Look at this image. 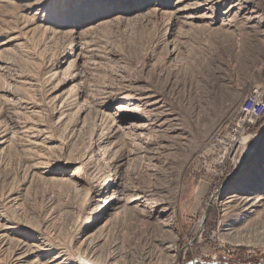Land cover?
<instances>
[{
  "label": "rangeland",
  "instance_id": "1",
  "mask_svg": "<svg viewBox=\"0 0 264 264\" xmlns=\"http://www.w3.org/2000/svg\"><path fill=\"white\" fill-rule=\"evenodd\" d=\"M262 25L264 0H0V264H264V119L237 114Z\"/></svg>",
  "mask_w": 264,
  "mask_h": 264
},
{
  "label": "built area",
  "instance_id": "2",
  "mask_svg": "<svg viewBox=\"0 0 264 264\" xmlns=\"http://www.w3.org/2000/svg\"><path fill=\"white\" fill-rule=\"evenodd\" d=\"M261 92L262 91H260L259 89H254L249 95L246 96L238 109V123H241L242 125L246 124L247 128H249L250 125H254L257 120L264 119V93L262 94ZM232 130L233 132H229L228 136H226V139H221V141L225 144L224 154H226L229 149L235 146V149L232 151L231 155L232 164L235 165L239 162V157L236 160L235 152L240 146V152L243 151L245 142L247 139H249L251 134L248 133L242 139H239V141H237L238 129L233 128ZM217 159V163L222 164L220 165V168L218 167L217 174L222 176L226 173V171H228V166L224 163L225 155Z\"/></svg>",
  "mask_w": 264,
  "mask_h": 264
},
{
  "label": "bare ground",
  "instance_id": "3",
  "mask_svg": "<svg viewBox=\"0 0 264 264\" xmlns=\"http://www.w3.org/2000/svg\"><path fill=\"white\" fill-rule=\"evenodd\" d=\"M140 127H142V128H144L145 127V125H140ZM243 199H245V197H242L241 198V200H240V202H244L243 201ZM251 197H249V198H247V200L245 201L246 203H249L248 205H246V208H245V210H247L248 212L249 211H251V210H253V208L256 206V204L257 203H259L260 201H261V199H262V196H259V197H257L256 199L257 200H255V201H251ZM235 201H239V198H237V197H235V196H231V197H229L228 199H227V201H226V204H227V206H226V210H228V211H230V210H232V207H233V204L230 206V204L231 203H233V202H235ZM239 202V203H240ZM244 202V203H245ZM114 203H116V202H114ZM113 203V204H114ZM235 206H238V205H235ZM244 206V205H243ZM241 208V207H240ZM240 210V209H239ZM156 211H158V210H156ZM254 211V210H253ZM157 213V216L158 217H160L159 219H157V220H159V222L160 223H162L163 222V224L164 225H170V227H173L171 224H168V222H169V219H170V214L168 213V208L167 207H164L163 208V210H159L158 212H156ZM240 213V212H239ZM241 214V213H240ZM164 216H167L164 220H163V218L162 217H164ZM226 229H227V231L226 232H228V233H226L227 235H229V236H234L235 234H236V232H237V227H235L234 226V224H232V225H229V227H226ZM173 229H168V233H169V237L167 238V242H175V240L176 239H174L175 238V235H173L174 233H173V231H172ZM165 242V241H164ZM168 248H169V252H173V251H175L174 250V248L172 247V245L170 244V245H168ZM165 249V248H164ZM174 255L175 254H172V256H170V257H172V258H174ZM169 257V258H170ZM86 257H84V259H83V262H84V264H97V263H95V262H93V261H89V260H87V259H85ZM108 259L107 260H105L104 262H101V263H99V264H108ZM111 264H114V263H111Z\"/></svg>",
  "mask_w": 264,
  "mask_h": 264
},
{
  "label": "water",
  "instance_id": "4",
  "mask_svg": "<svg viewBox=\"0 0 264 264\" xmlns=\"http://www.w3.org/2000/svg\"><path fill=\"white\" fill-rule=\"evenodd\" d=\"M263 132H264V126L259 131L254 133V138L247 145V147H246L247 150L245 151V154H247L250 151V149H252L254 146H256L261 140H263V138H264V133ZM255 139H257V141L253 143V141H255ZM249 145H251V147H249ZM249 263L253 264L252 262H249Z\"/></svg>",
  "mask_w": 264,
  "mask_h": 264
},
{
  "label": "snow or ice",
  "instance_id": "5",
  "mask_svg": "<svg viewBox=\"0 0 264 264\" xmlns=\"http://www.w3.org/2000/svg\"><path fill=\"white\" fill-rule=\"evenodd\" d=\"M249 6L254 7V5H249ZM241 15H242V14H241ZM252 23H254V22H252ZM262 27H264V25H262ZM249 147H251V145H249Z\"/></svg>",
  "mask_w": 264,
  "mask_h": 264
},
{
  "label": "trees",
  "instance_id": "6",
  "mask_svg": "<svg viewBox=\"0 0 264 264\" xmlns=\"http://www.w3.org/2000/svg\"><path fill=\"white\" fill-rule=\"evenodd\" d=\"M246 262L248 261V259L245 260Z\"/></svg>",
  "mask_w": 264,
  "mask_h": 264
}]
</instances>
